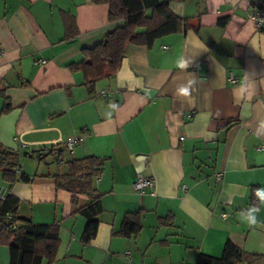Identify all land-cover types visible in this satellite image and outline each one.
<instances>
[{
  "label": "crops",
  "instance_id": "0c3cea01",
  "mask_svg": "<svg viewBox=\"0 0 264 264\" xmlns=\"http://www.w3.org/2000/svg\"><path fill=\"white\" fill-rule=\"evenodd\" d=\"M164 1L187 29L128 45L116 74L88 89L70 66L124 25L109 21L108 5L0 0V146L19 154L23 177L10 186L0 173V185L18 199V217L57 228L50 264H196L200 254L219 258L226 243L264 264V199L256 225L241 216L252 189L264 192V32L248 18L254 1ZM189 82L191 96H179ZM74 136L84 141L55 170L39 163L46 154H22L55 153ZM87 157L104 159L93 183L103 211L84 245L78 211L90 200L73 204L51 176ZM137 175L154 180V194L133 191ZM136 212L140 233L117 236ZM168 216L172 224L160 226ZM0 264H10L6 245Z\"/></svg>",
  "mask_w": 264,
  "mask_h": 264
},
{
  "label": "trees",
  "instance_id": "16d2710c",
  "mask_svg": "<svg viewBox=\"0 0 264 264\" xmlns=\"http://www.w3.org/2000/svg\"><path fill=\"white\" fill-rule=\"evenodd\" d=\"M94 4H106L109 8L110 22L123 21L124 25L108 33L96 46L82 51L83 60L77 65H71L73 71H81L85 78L84 85L91 89L102 79L112 77L119 70L125 49L128 45L151 47L153 43L164 36L180 33L187 29L188 24L174 15L169 9V2L164 0H92ZM149 13V14H148ZM10 110L7 104L2 113ZM64 150L60 148L54 153V148L46 151V156L55 157V163H64ZM19 154L0 146V173L2 180L11 185L23 182L20 174L16 176L14 169L19 168ZM62 161V163H61ZM66 173H56L51 176L58 189L72 194L71 202L77 203V195H85L89 203L78 211L87 220L81 242L90 243L98 228L97 217L103 211L101 194L94 188V178L99 176L104 159L87 157L70 160L65 163ZM251 205L257 208L260 203L259 188L252 189ZM19 201L12 195H7L0 201V246L6 245L9 250L10 264H41L43 258L53 261L59 240L55 225H36L18 217ZM10 217V219H7ZM141 213H128L124 216L121 227L115 234L123 238L137 236L141 229ZM168 216L159 220L160 226L172 224ZM10 223V226H6ZM250 257L242 250L226 243L222 255L214 258L199 255L196 264H248ZM255 258V257H254Z\"/></svg>",
  "mask_w": 264,
  "mask_h": 264
},
{
  "label": "built area",
  "instance_id": "2783aa9c",
  "mask_svg": "<svg viewBox=\"0 0 264 264\" xmlns=\"http://www.w3.org/2000/svg\"><path fill=\"white\" fill-rule=\"evenodd\" d=\"M254 3L250 9L248 18L254 25L255 29L260 32H264V0H253ZM229 82H233L230 78ZM84 141L82 136H74L67 138L63 144L62 149L67 152L69 155H72L76 146L81 144ZM259 151H263L264 147L260 146ZM62 163V161H61ZM14 174L16 176L20 175V169H14ZM221 179V173L216 174V180ZM154 180L152 178H145L141 175H137L135 181L132 183L133 191L139 195H144L146 193L154 194L153 192ZM182 190L185 191L186 188L183 186ZM8 193V188L4 185H0V201H4Z\"/></svg>",
  "mask_w": 264,
  "mask_h": 264
},
{
  "label": "clouds",
  "instance_id": "9594fccd",
  "mask_svg": "<svg viewBox=\"0 0 264 264\" xmlns=\"http://www.w3.org/2000/svg\"><path fill=\"white\" fill-rule=\"evenodd\" d=\"M181 66L183 67L185 65L182 63ZM191 93H192V82H189L188 84L181 86L177 92L179 96L185 97V98L190 97ZM260 196L262 199H264V192H261ZM257 212H258V209H256L255 207L245 210L241 214L243 221L249 225H256L257 224Z\"/></svg>",
  "mask_w": 264,
  "mask_h": 264
},
{
  "label": "rangeland",
  "instance_id": "374dc122",
  "mask_svg": "<svg viewBox=\"0 0 264 264\" xmlns=\"http://www.w3.org/2000/svg\"><path fill=\"white\" fill-rule=\"evenodd\" d=\"M52 158H51V156H46V157H44V159L43 160H41V162H39V163H41L42 165H46L47 163L49 164V166H51L50 168L52 169V170H55V168L57 169L58 167H57V164L52 160ZM64 167V166H63ZM63 167H61L62 169H61V171H63V170H65Z\"/></svg>",
  "mask_w": 264,
  "mask_h": 264
},
{
  "label": "water",
  "instance_id": "95a60500",
  "mask_svg": "<svg viewBox=\"0 0 264 264\" xmlns=\"http://www.w3.org/2000/svg\"><path fill=\"white\" fill-rule=\"evenodd\" d=\"M22 154L24 156H26L27 154H34L35 158L40 159L46 153L43 150H34V151H31L30 153L23 152ZM6 226H10V223H6Z\"/></svg>",
  "mask_w": 264,
  "mask_h": 264
}]
</instances>
